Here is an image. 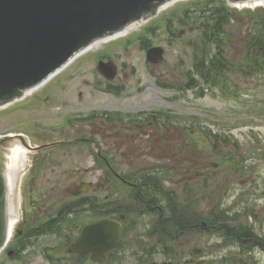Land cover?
Here are the masks:
<instances>
[{"label":"rangeland","instance_id":"1","mask_svg":"<svg viewBox=\"0 0 264 264\" xmlns=\"http://www.w3.org/2000/svg\"><path fill=\"white\" fill-rule=\"evenodd\" d=\"M190 1H185L183 4ZM178 9L181 10V7ZM229 9L233 14L229 30L234 40V43L230 45L229 54L231 58L238 60L245 53V40L250 36L249 30L252 29V26L250 27V24L245 23L248 20L242 21L240 15L237 14V12L242 11L240 8L229 6ZM169 14L161 19L163 20L162 25L157 33L153 32L154 35L151 34L150 37V42L153 45L160 46L165 50V59L162 64L157 66L149 64L146 60V52L134 47L136 42L129 53L124 51V47L119 49L111 46L107 49L111 55L117 53L121 63L125 62L129 64L130 68L133 66L136 68V73L133 76L126 70L120 76L123 83L130 85L126 93H129L130 97L127 96L124 99L100 97L94 100L89 94L85 101L79 102V90H84V83L93 81V70L97 66L95 56L66 75V79L61 78L47 87L50 89L49 92L52 91L51 93L40 94V97L43 95L42 98L49 97L54 100L51 105H55L46 110L36 111L39 115L37 118L48 126H57L59 133L50 129L46 132L43 130L32 131L31 133L39 134L42 140L36 139L34 135L29 133L28 126H20L25 120L35 118V113L27 108L26 111H22V109L13 110V114L9 110L2 111L0 113V135L22 133L26 137H34V144H39L42 141L44 143H47L45 141H58L61 135L59 114L61 107L59 105L64 102L69 103V108L65 111L67 115H71L77 111V108L92 101L96 102V107H100L101 104L108 101L115 103L119 101L124 109L135 106L137 103L148 104V102H152L164 105L166 97H170V95L157 90L156 85L159 87V82L177 86L190 84L192 82L190 73L194 67L195 58L202 54L196 47L185 46V41L195 36L193 32L188 31L189 25L182 27L188 31L185 38L182 36L177 42L169 40L170 34L167 32L164 22ZM197 14L190 20L191 24L204 19L201 11ZM242 22L244 24L243 30L239 27ZM151 24H145L131 34L137 35L145 26ZM133 38L136 40L137 37ZM194 74H196L195 70ZM197 78H200V74L194 75L195 83L198 82ZM228 82L236 87L232 90V93L235 94L220 96V91L211 89L202 95L201 92L195 91L184 96L185 100L190 102L189 105L179 101L172 102L171 106H166L168 109H175L178 114L183 116L198 117L203 121L202 128L211 129L215 134L221 133L222 145H219L220 149L218 150L220 154L212 151L209 153L211 159L208 161L209 170L218 174L210 177L211 182L208 189H202L200 184L201 178L205 175H200L198 178L195 171L191 179L193 183L191 189L195 198L202 195L211 198L201 201H177L178 203L183 202V204L199 203L201 206L194 213H204L208 229L202 227L198 229L188 228L180 232L181 234L171 235L175 238H165L167 239L166 243L161 240L157 242L153 236L146 234L151 227L150 224L155 219V216H152L153 213L145 211L144 215L139 212L132 213L129 224L132 220L137 221L136 224L132 223L134 228L128 234L132 246L118 253L120 254L119 260L122 261L110 260L109 264H141L143 261L146 264H255L252 256L249 255L250 251L256 247L264 248L261 244L264 237L258 236L256 232L257 227L264 232V71L249 78L233 73L228 78ZM137 86L147 91L139 96L135 93ZM63 87H66L65 93L62 90ZM132 87L133 91H131ZM176 94L172 92V95L175 96ZM199 128L201 126H196L195 130L198 131ZM65 130L68 131L69 129ZM194 153L193 149L191 154ZM124 154L117 155L118 161L124 162ZM186 155V152L182 154V156ZM71 157L73 156L65 157L64 168L53 166L50 169L47 168L45 174H41L38 180V190L41 194L46 196V194L52 193L53 189H56L57 192H68L70 184L79 182V172L83 173L84 169L91 166V162L89 157L86 161ZM202 157L204 158L197 162L200 173H204V170L199 164L202 162L201 165L203 166L206 161L205 158H207L205 155ZM41 159L42 153L30 156V161L34 165L35 162L40 164ZM225 164L226 166H224ZM215 165L220 166V169L217 170ZM64 171L69 173L67 177L76 172L77 178H64L62 176ZM178 172L184 173L181 169ZM83 175L88 181L93 180L90 173H83ZM179 175L183 177V175ZM59 176H62L63 180L59 179ZM185 177L187 178L188 175ZM250 216L256 222L255 226L249 223L248 218ZM138 218L142 219L138 220ZM219 219H222V224L218 223L220 222ZM155 238L158 239L157 236ZM140 241H145L147 248L138 246ZM224 249H227V252L217 258ZM0 264H4V262H0ZM33 264H47V262L43 258L37 257Z\"/></svg>","mask_w":264,"mask_h":264},{"label":"flooded vegetation","instance_id":"2","mask_svg":"<svg viewBox=\"0 0 264 264\" xmlns=\"http://www.w3.org/2000/svg\"><path fill=\"white\" fill-rule=\"evenodd\" d=\"M126 89L124 84L84 83V90L78 92L79 102L85 101L89 94L94 100L106 96L110 98L113 93L121 97ZM62 90L65 93L66 87ZM95 105L96 102H88L67 115L65 111L69 108V103L60 104V137L67 141H61L57 147H47L33 153V156L42 153L41 163L32 164L29 173L31 182L37 187L41 174H45L47 168H64L67 155L82 160L94 155L92 168L87 167L83 172L90 173L93 180L88 181L79 172V182L70 184L69 193L45 196L37 190V205L40 201H47L50 209L43 217L32 216L26 219L17 229L6 253V256H13L21 264L36 255L44 258L46 249L60 252L57 260L61 264H82L83 258L96 264L91 261L90 255H77L70 251L68 241L73 234H79L85 226L106 218L121 219L125 216L124 223L129 228L133 226L132 223L136 224V220L129 224L132 213L144 215V211H150L162 216L164 196L178 195L177 190H170L169 193L164 191L162 178L168 175L169 170L178 173L181 169L183 174H189L195 166L190 163L193 161L190 155L179 159L180 154L190 150L191 141L182 140L185 136L178 128L179 116L173 114L175 112L172 110L164 115L155 106L145 103H137L124 109L119 101H108L100 107ZM46 107L44 104L43 108ZM87 109L90 110L84 111ZM148 110L151 112H147ZM36 128L45 130L41 126ZM157 152H165L170 162L161 163L162 159L158 162H137L145 154ZM120 153L132 157L128 161H118L117 155ZM67 174L69 173L64 171L62 176L66 179L77 178L76 172L69 177ZM62 176L59 179L63 180ZM86 185L90 189L87 193H82ZM184 191L188 193L189 188ZM49 233L53 234L51 241L48 239ZM67 252L69 255H66ZM68 260L71 261L67 262Z\"/></svg>","mask_w":264,"mask_h":264},{"label":"water","instance_id":"3","mask_svg":"<svg viewBox=\"0 0 264 264\" xmlns=\"http://www.w3.org/2000/svg\"><path fill=\"white\" fill-rule=\"evenodd\" d=\"M164 1L0 0V105L46 78L93 39L122 28L143 13L154 12ZM167 5L159 6L158 10L165 9ZM131 28L132 25L128 26L126 31ZM98 45L100 42L95 43V46ZM105 49H108L106 45L80 58L49 86ZM152 52L156 53L155 59L151 56ZM149 58L159 63L163 59V51L155 49L149 53ZM28 138L34 144V137ZM10 145L11 138L0 139V248L6 241L9 212L10 235L16 226L15 185L22 174L26 148L17 138ZM101 226L86 229L74 248L77 250L81 244L87 243L90 244L87 251L97 249L92 245L94 238L91 231ZM118 239L119 229L114 233L110 223V244L102 252L112 249Z\"/></svg>","mask_w":264,"mask_h":264},{"label":"trees","instance_id":"4","mask_svg":"<svg viewBox=\"0 0 264 264\" xmlns=\"http://www.w3.org/2000/svg\"><path fill=\"white\" fill-rule=\"evenodd\" d=\"M205 19L197 24L200 34L203 35L204 42L208 43L209 49L200 62L201 79L207 83L219 85L224 78L225 69H230V61L225 51L224 42L228 39V26L231 23V14L224 5H216L214 8L204 12ZM249 19L247 15L246 18ZM245 23H250L252 37L248 40L247 63L241 69L246 76L254 75L264 69V9L252 15V19ZM243 26V22L241 24ZM215 46L216 53H212V46ZM250 45V46H249ZM254 50H258V63L253 55Z\"/></svg>","mask_w":264,"mask_h":264},{"label":"clouds","instance_id":"5","mask_svg":"<svg viewBox=\"0 0 264 264\" xmlns=\"http://www.w3.org/2000/svg\"><path fill=\"white\" fill-rule=\"evenodd\" d=\"M248 220L249 223L253 224L254 226L256 225V222L253 220L251 216L248 218ZM256 232L258 236L264 237V232L260 231L258 227L256 228ZM234 250H238V249H234ZM226 252L227 249H224L218 254L217 258H219V256L224 255ZM249 255L252 256L255 264H264V248L256 247L250 251Z\"/></svg>","mask_w":264,"mask_h":264},{"label":"bare ground","instance_id":"6","mask_svg":"<svg viewBox=\"0 0 264 264\" xmlns=\"http://www.w3.org/2000/svg\"><path fill=\"white\" fill-rule=\"evenodd\" d=\"M256 5H261V3H258V1H256V2H251V3H247V5H244V6H249V7H251V6H256ZM29 150L27 149V148H25V152H24V160H23V168H22V174H23V176H24V173L26 172V167L28 166V152ZM19 216H20V213H19V211H18V209H17V218H16V225L18 224V222H19Z\"/></svg>","mask_w":264,"mask_h":264}]
</instances>
